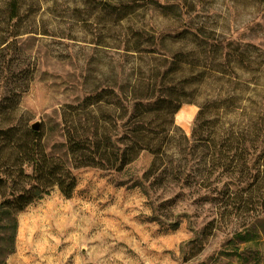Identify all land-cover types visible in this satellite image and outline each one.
Masks as SVG:
<instances>
[{"label":"trees","instance_id":"1","mask_svg":"<svg viewBox=\"0 0 264 264\" xmlns=\"http://www.w3.org/2000/svg\"><path fill=\"white\" fill-rule=\"evenodd\" d=\"M203 2L85 0L98 18L118 28L114 45L123 60L135 57L126 78L117 76L62 109L63 143L48 152V130L13 123L35 69L17 40L38 31L39 3L0 0V89L5 94L0 96V264L15 252L17 215L30 204L54 188L70 199L77 186L74 171L121 173L144 152L152 159L142 182L135 184L144 193L171 186L210 192L214 175L215 181L227 177L225 201L233 204L214 214L202 236L235 220L228 231L227 253L246 264V253L264 235V114L255 111L242 129L234 130L228 119L241 115L242 98L219 91L203 98L190 137L174 125L177 111L197 101L213 83L219 85L224 68L230 67L229 57L235 59L224 38L199 15ZM147 11L166 25L159 29L147 24ZM213 65L218 69L213 71ZM251 255L255 258L258 251Z\"/></svg>","mask_w":264,"mask_h":264},{"label":"rangeland","instance_id":"2","mask_svg":"<svg viewBox=\"0 0 264 264\" xmlns=\"http://www.w3.org/2000/svg\"><path fill=\"white\" fill-rule=\"evenodd\" d=\"M37 1L38 31L17 40L35 69L13 123L30 128L39 122L49 131L44 140L47 151L55 152L63 143L62 109L117 76L126 78L135 56L123 60L114 45L118 28L98 18L92 4H83L85 0ZM202 5L199 15L224 38L223 45L228 44L235 59L229 57L230 67L224 68L219 85L212 82L197 101L184 104L174 115L175 127L187 137L206 94L220 91L242 98L243 112L228 119L234 130L242 129L255 111L264 114V0H204ZM143 18L159 29L166 25L150 11ZM217 69L213 65V71ZM151 159L144 152L121 173L74 171L77 186L70 199L54 188L17 215L15 252L5 264H241L227 253L228 231L235 220L202 236L214 214L233 204L225 201L227 177L215 181L214 175L210 192L171 186L144 193L135 184L142 182ZM251 249L246 264H264V235ZM254 250L258 255L252 258Z\"/></svg>","mask_w":264,"mask_h":264},{"label":"water","instance_id":"3","mask_svg":"<svg viewBox=\"0 0 264 264\" xmlns=\"http://www.w3.org/2000/svg\"><path fill=\"white\" fill-rule=\"evenodd\" d=\"M31 129L38 131L40 129V123L39 122H35L33 124H31Z\"/></svg>","mask_w":264,"mask_h":264}]
</instances>
